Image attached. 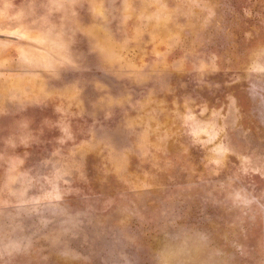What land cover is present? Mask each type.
Returning a JSON list of instances; mask_svg holds the SVG:
<instances>
[{
  "label": "rangeland",
  "instance_id": "rangeland-1",
  "mask_svg": "<svg viewBox=\"0 0 264 264\" xmlns=\"http://www.w3.org/2000/svg\"><path fill=\"white\" fill-rule=\"evenodd\" d=\"M0 264H264V0H0Z\"/></svg>",
  "mask_w": 264,
  "mask_h": 264
}]
</instances>
